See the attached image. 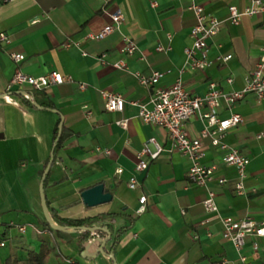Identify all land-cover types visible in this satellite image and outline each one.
<instances>
[{
  "label": "crops",
  "instance_id": "obj_1",
  "mask_svg": "<svg viewBox=\"0 0 264 264\" xmlns=\"http://www.w3.org/2000/svg\"><path fill=\"white\" fill-rule=\"evenodd\" d=\"M192 4L222 22L220 32L208 40V66L203 70L192 69L185 55L196 25ZM249 4V0H0V33L10 39L0 49V237L7 243L0 249V264L11 256L30 264V255L41 252L49 254L47 264L238 260L233 245L223 239L219 217L206 213L203 201L210 189L216 193L220 216L264 222V137L259 138L264 134V105L249 95L230 107L223 103L218 110L221 119L233 114L242 118L225 138L250 159L241 194L236 190V169L224 163L225 152L201 136L205 127L201 114L208 109L187 121L189 136L201 140L205 149L203 163L217 167L215 178L227 180L200 187L189 181L190 160L172 148L167 130L138 117L139 106L152 107L154 94L138 75L161 73L157 88L181 80L191 95L199 97L206 95L211 83L225 92L244 89L264 56V15L232 24L228 9L243 10ZM116 8L124 15L120 31L102 40L91 38L111 23L110 13ZM124 35L137 46L131 57L124 51ZM159 46L165 51H157ZM13 53L25 60L15 63ZM227 56L231 59L224 61ZM120 61L127 69L113 66ZM17 72L31 77L58 72L71 80L33 91V103L17 90L7 101L8 83ZM104 93L121 95L124 110L108 112ZM58 128L61 141L54 153ZM150 139L163 151L156 159L144 156L148 168L138 173V155ZM52 153L45 180L52 221L85 220L87 228L99 232L107 227L111 237L101 234L107 240L104 253L99 243H87L88 232L72 228L60 234L47 223L40 183ZM132 177L138 181L135 190L128 185ZM100 184L112 200L86 206L82 192ZM142 197L147 198L146 211L138 214ZM21 227H26L24 232ZM243 253L249 263L264 264V237L249 236Z\"/></svg>",
  "mask_w": 264,
  "mask_h": 264
},
{
  "label": "built area",
  "instance_id": "obj_2",
  "mask_svg": "<svg viewBox=\"0 0 264 264\" xmlns=\"http://www.w3.org/2000/svg\"><path fill=\"white\" fill-rule=\"evenodd\" d=\"M10 1L13 0H6V2ZM249 1V6L243 10H239L235 6L229 7L228 20L232 24L240 23L244 17L264 15V0ZM190 9L195 15L196 25L191 30L192 46L185 49V55L192 69L203 70L208 66V40L220 32L222 22L218 18L207 14L199 4H192ZM110 18L111 23L98 35L92 36L91 38L102 40L115 31H120L124 22L122 11L119 8L114 9L110 13ZM122 39L125 44L124 51L126 55L133 56L137 51L136 44L128 36L124 35ZM8 44H10L8 35L6 33H0V49ZM157 51L163 52L165 48L159 46ZM10 58L17 64L25 60V56L19 53L11 54ZM229 59H231V56L225 57L224 61H228ZM100 60L103 64L105 63L104 56ZM113 66L119 70L127 69L126 63L123 61L117 62ZM138 76L143 85L154 88L151 101L152 107L139 106L138 117L145 123L167 130L172 148L190 160V168L188 171L189 181L196 186L206 188L213 182H217L219 185L226 184L227 180L215 178L217 167L208 166L203 163V159L206 156L203 144L201 140L191 138L185 126L190 118L200 115L203 108L208 109L207 113L201 114V118L205 121V127L201 132V136L202 138H210L213 147L225 152L224 163L236 169L239 176L236 190L241 194L250 159L242 155L238 149L228 145L225 142V138L231 129L241 124L242 118L238 114H233L229 118L221 119L219 118L218 110L223 103L230 107L249 95H254L264 105V56L257 67L246 78L244 89L225 92L217 89L216 85L211 83L208 92L203 97L191 95L184 88L181 80L176 81L169 88L155 87L163 76L161 73H154L151 77ZM70 80L69 77H65L58 72H52L40 77H31L22 72H17L8 83L4 99L12 101L13 91L17 90L22 99L33 103V91H42L51 86L64 84ZM228 82L231 84L232 79H229ZM81 89H84V86H81ZM103 97L105 99V108L108 112L117 113L124 110L125 100L121 95L104 93ZM134 105H137V103H134ZM118 124L121 127L126 126L125 122H119ZM262 137H264V134L259 135V138ZM150 146H153L154 150ZM162 151V147L156 140L150 139L144 150L138 155L139 163L136 167L137 172L141 173L148 168V162L143 159L144 156L156 159ZM121 172V170H118V173ZM128 185L130 189L135 190L138 185L137 178L132 177ZM146 201V197L140 199V207L137 210L138 214L146 211ZM203 207L206 213L219 217L223 226V239L230 242L238 253V260L234 264H251L248 261V257L243 253L246 239L249 236L264 237V222L259 223L250 218L235 219L220 216L216 203V193L210 189L208 190L206 199L203 201ZM1 225L2 222L0 221V228ZM25 229L26 227H21L20 231L24 232ZM77 232L85 233V230H78ZM101 234H105L107 238L111 237V232L107 227L101 229L100 232L91 230L87 243L94 244L103 241L104 239ZM6 246L5 239L0 237V249H4ZM253 250H258V244L256 242L253 243ZM221 264H228V262L223 261Z\"/></svg>",
  "mask_w": 264,
  "mask_h": 264
},
{
  "label": "water",
  "instance_id": "obj_3",
  "mask_svg": "<svg viewBox=\"0 0 264 264\" xmlns=\"http://www.w3.org/2000/svg\"><path fill=\"white\" fill-rule=\"evenodd\" d=\"M53 158H54V154L52 153L50 162H49L46 170L43 173L42 180L40 183V199H41L42 210H43V214H44V217H45L47 223L49 224V226L53 230L68 232V229L61 227V226L57 225L55 222H53L50 215H49V212H48V205H47L46 196H45V180H46V177H47V175L50 171V168L52 166ZM81 198H82V200L86 206L94 207V206H97L100 204H105V203L110 202L112 200V195L105 193L104 185L100 184V185H96L92 188H89V189L83 191L81 194ZM70 230H72V229H70ZM73 230H76V232L78 230H85V232L89 233L91 230H94V229L80 228V229H73ZM99 244L102 248V249H100V253H104V248L107 244V240L100 241ZM110 258H113V255H110Z\"/></svg>",
  "mask_w": 264,
  "mask_h": 264
},
{
  "label": "trees",
  "instance_id": "obj_4",
  "mask_svg": "<svg viewBox=\"0 0 264 264\" xmlns=\"http://www.w3.org/2000/svg\"><path fill=\"white\" fill-rule=\"evenodd\" d=\"M55 140H56V145L54 149V153L57 150L59 143L61 141L60 133H59V128L56 130L55 133ZM57 225L64 227L66 229H80V228H87L85 226V220H76V221H71V220H63V219H58L56 221ZM58 233H64L62 231H59ZM48 256L49 254L45 252H41L38 255L36 254H31L30 255V264H47L48 263ZM21 260L18 259L17 257H9L7 258L5 264H20Z\"/></svg>",
  "mask_w": 264,
  "mask_h": 264
}]
</instances>
